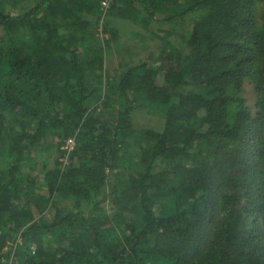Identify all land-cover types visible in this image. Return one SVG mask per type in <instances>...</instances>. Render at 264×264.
Wrapping results in <instances>:
<instances>
[{
  "label": "trees",
  "instance_id": "16d2710c",
  "mask_svg": "<svg viewBox=\"0 0 264 264\" xmlns=\"http://www.w3.org/2000/svg\"><path fill=\"white\" fill-rule=\"evenodd\" d=\"M5 1L0 264H264V0ZM124 6L141 24L194 13L186 51L165 42L160 67L115 75L107 25ZM142 110L162 130L137 126ZM48 136L57 156L37 171Z\"/></svg>",
  "mask_w": 264,
  "mask_h": 264
},
{
  "label": "rangeland",
  "instance_id": "374dc122",
  "mask_svg": "<svg viewBox=\"0 0 264 264\" xmlns=\"http://www.w3.org/2000/svg\"><path fill=\"white\" fill-rule=\"evenodd\" d=\"M11 0H6L5 6L8 11L12 13H17L20 6H25L28 1L24 0L19 3L12 4ZM180 4H186L189 0H178ZM19 6V8H18ZM106 9H108L109 4L104 5ZM124 9L131 14L130 18L122 17L117 11L108 18L109 24L107 28H111L115 32L112 36L109 46L106 49V54L111 62L110 66H115V75L119 74V71L122 67H125L129 62L133 60V58H138L139 60H146L152 65L160 67V59L158 56V48L161 44L165 42H169L176 48L181 49L183 52L186 51V47L184 45V36L188 32L191 27L194 13L174 18L171 22L157 21L152 19L147 23H139V20L144 21L141 18H135L139 15V13H135L134 7H125ZM262 11V7L258 8V12ZM168 14V11H166ZM165 13L164 16L167 15ZM157 18H161L162 16L156 15ZM101 21L99 23V27L97 28L98 35L100 37L107 38L109 37L108 33H101ZM1 32V30H0ZM126 49V50H125ZM123 50V51H122ZM128 53L132 56H129ZM161 72V71H160ZM162 73H160L158 77V83H163ZM242 96L245 100L246 105L250 108L252 114L254 115L257 112L256 101L257 94L253 89V86L249 79H244L243 81V91ZM137 112V111H136ZM135 112V120L137 122V126L152 128L156 131H160L163 128L164 120L159 112L150 111V110H142L139 114ZM10 123V122H8ZM56 140L51 136H48L43 141L42 145H39L33 154V159L31 164L36 163V167L34 169L40 170L42 168V162L45 160L47 164H52V158H56ZM67 143L65 140L64 144ZM65 145H62L61 149H64ZM62 157L60 160L65 162V158L67 157V152H62ZM188 159H191L190 157ZM103 207L107 213H111L112 205L110 202L106 201L103 204ZM51 215V212L48 214Z\"/></svg>",
  "mask_w": 264,
  "mask_h": 264
},
{
  "label": "built area",
  "instance_id": "2783aa9c",
  "mask_svg": "<svg viewBox=\"0 0 264 264\" xmlns=\"http://www.w3.org/2000/svg\"><path fill=\"white\" fill-rule=\"evenodd\" d=\"M72 146H73V140L72 139H68L67 143L65 144V148L70 150L72 148Z\"/></svg>",
  "mask_w": 264,
  "mask_h": 264
}]
</instances>
